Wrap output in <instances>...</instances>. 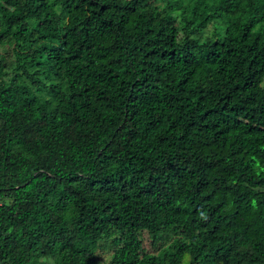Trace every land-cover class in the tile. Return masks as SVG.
<instances>
[{"label":"trees","instance_id":"1","mask_svg":"<svg viewBox=\"0 0 264 264\" xmlns=\"http://www.w3.org/2000/svg\"><path fill=\"white\" fill-rule=\"evenodd\" d=\"M100 250L264 264V0H0V264Z\"/></svg>","mask_w":264,"mask_h":264},{"label":"rangeland","instance_id":"2","mask_svg":"<svg viewBox=\"0 0 264 264\" xmlns=\"http://www.w3.org/2000/svg\"><path fill=\"white\" fill-rule=\"evenodd\" d=\"M212 30V25L208 26V29L206 30L207 33H209ZM4 51V50H3ZM8 57H13V55L10 53V51H7ZM142 239H143V245L145 250L152 251V249L149 246L148 238L145 233L142 234ZM111 251H98V258L100 261L107 263L109 256H110ZM108 264V263H107Z\"/></svg>","mask_w":264,"mask_h":264}]
</instances>
